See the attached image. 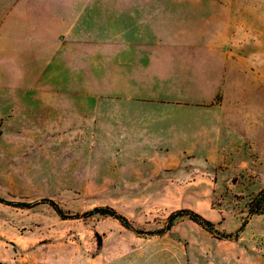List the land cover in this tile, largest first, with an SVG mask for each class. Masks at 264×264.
I'll return each instance as SVG.
<instances>
[{"label": "rangeland", "instance_id": "obj_1", "mask_svg": "<svg viewBox=\"0 0 264 264\" xmlns=\"http://www.w3.org/2000/svg\"><path fill=\"white\" fill-rule=\"evenodd\" d=\"M17 1L0 0V264H264V145L258 154L241 140L216 155H112L73 124L86 101L63 88L56 41L40 60L25 1L9 11ZM77 1L191 8L193 27L224 56L215 102L232 128L234 49L246 70L252 53L263 55L264 0Z\"/></svg>", "mask_w": 264, "mask_h": 264}, {"label": "crops", "instance_id": "obj_2", "mask_svg": "<svg viewBox=\"0 0 264 264\" xmlns=\"http://www.w3.org/2000/svg\"><path fill=\"white\" fill-rule=\"evenodd\" d=\"M22 1L37 38L32 42L41 45L40 60L56 41L51 59L57 56V75H67L63 88L86 101L78 110L83 119H73V124L89 138L105 140L115 150L112 155H216L232 146L239 149L241 140L260 153L264 53H252L246 70L234 49L233 119L232 128H226L223 105L215 102L225 87L224 56L193 27L191 8L18 0L9 11L16 12L14 6ZM246 105L247 119H241ZM230 131L232 143H225Z\"/></svg>", "mask_w": 264, "mask_h": 264}, {"label": "trees", "instance_id": "obj_3", "mask_svg": "<svg viewBox=\"0 0 264 264\" xmlns=\"http://www.w3.org/2000/svg\"><path fill=\"white\" fill-rule=\"evenodd\" d=\"M58 214H61L59 210H57ZM94 213H100L103 215H109L114 217L115 219L119 220L121 223H125L126 220H124L122 217L116 215L112 210L110 209H100V210H93L92 212H89V214H94ZM187 215L189 217L190 220H192L193 222H195L197 225H199L200 227L206 229V230H211L212 229V224L208 221H205L202 217H200L199 215L192 213L190 211H180L178 213H176L175 215ZM62 216V215H61ZM173 217L170 216V219H172Z\"/></svg>", "mask_w": 264, "mask_h": 264}]
</instances>
